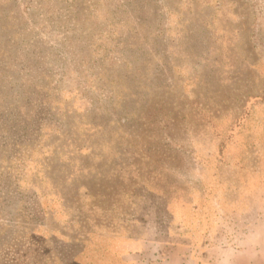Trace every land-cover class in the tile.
Segmentation results:
<instances>
[{
	"label": "rangeland",
	"instance_id": "1",
	"mask_svg": "<svg viewBox=\"0 0 264 264\" xmlns=\"http://www.w3.org/2000/svg\"><path fill=\"white\" fill-rule=\"evenodd\" d=\"M147 241L264 264V0H0V264Z\"/></svg>",
	"mask_w": 264,
	"mask_h": 264
},
{
	"label": "crops",
	"instance_id": "2",
	"mask_svg": "<svg viewBox=\"0 0 264 264\" xmlns=\"http://www.w3.org/2000/svg\"><path fill=\"white\" fill-rule=\"evenodd\" d=\"M102 239L103 238H99V240H102ZM100 242L101 241H99L98 244H100ZM154 243L155 241L153 243L152 241L143 242L142 250L137 249V250H132L130 252H127L125 254V257L123 258L124 261L127 264H197V260L194 259L192 255L187 254V253H182L178 249H173L170 252L166 253V255L159 254L157 256L155 254H152V252H148L149 248H151V246L154 245ZM84 248H85V253L83 254L84 258H90V259L95 260V256H92V254H90L92 250L89 248V246L87 247V244H86ZM99 249L100 250L98 253H100L101 255L100 256L102 260L101 264H106L104 260L105 259L104 255H106L107 249H103L102 246H100ZM235 254L236 253H233L231 254V256L230 254H228L226 258H222L221 259L222 263L223 264H236ZM242 255H243V260L241 261V264H252V259L250 257L247 258L244 255V253ZM89 264H97V261L90 262Z\"/></svg>",
	"mask_w": 264,
	"mask_h": 264
}]
</instances>
